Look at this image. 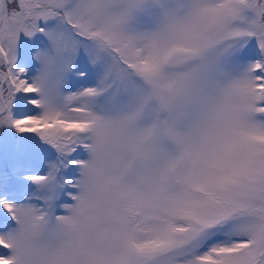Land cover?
I'll use <instances>...</instances> for the list:
<instances>
[{
    "label": "snow or ice",
    "instance_id": "1",
    "mask_svg": "<svg viewBox=\"0 0 264 264\" xmlns=\"http://www.w3.org/2000/svg\"><path fill=\"white\" fill-rule=\"evenodd\" d=\"M0 264H264V0H0Z\"/></svg>",
    "mask_w": 264,
    "mask_h": 264
}]
</instances>
